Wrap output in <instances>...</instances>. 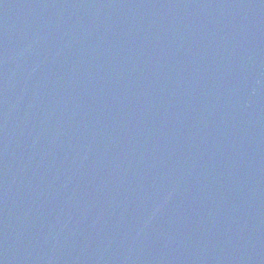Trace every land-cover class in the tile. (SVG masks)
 <instances>
[{
  "label": "water",
  "instance_id": "95a60500",
  "mask_svg": "<svg viewBox=\"0 0 264 264\" xmlns=\"http://www.w3.org/2000/svg\"><path fill=\"white\" fill-rule=\"evenodd\" d=\"M0 264H264V0H0Z\"/></svg>",
  "mask_w": 264,
  "mask_h": 264
}]
</instances>
